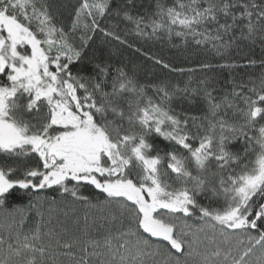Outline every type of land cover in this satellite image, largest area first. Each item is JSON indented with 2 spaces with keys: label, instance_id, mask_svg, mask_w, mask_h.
<instances>
[{
  "label": "snow or ice",
  "instance_id": "1",
  "mask_svg": "<svg viewBox=\"0 0 264 264\" xmlns=\"http://www.w3.org/2000/svg\"><path fill=\"white\" fill-rule=\"evenodd\" d=\"M138 6L0 0V264H264V72L230 89L210 76L142 83L96 47L194 73L129 43L120 23L223 58L264 49V0Z\"/></svg>",
  "mask_w": 264,
  "mask_h": 264
},
{
  "label": "trees",
  "instance_id": "2",
  "mask_svg": "<svg viewBox=\"0 0 264 264\" xmlns=\"http://www.w3.org/2000/svg\"><path fill=\"white\" fill-rule=\"evenodd\" d=\"M64 2L69 6L66 9V12L71 11V5L75 3V0H64ZM145 9L151 11L150 0H143V7L138 6L137 11L143 13ZM124 29L125 24L121 22L119 30L120 35L127 39L129 43L142 48L144 52L154 54L177 68L197 69L194 73L168 72L167 70H162L158 65H153L151 61L147 60L139 53L134 52L132 48L120 46L115 41L101 45L99 38H97L96 47L99 48L106 57L111 55L114 62H123L130 71L133 69V66H135L138 78L142 83L168 80L173 85L178 84L183 88L185 83L188 82L189 76H191V87H197L198 82L201 79L205 76H210L215 78V81L219 86L230 89L231 84H229L228 81L233 78L237 81H240L241 79L248 81L249 79H257L261 72H264V68H262L259 63L262 55H264V49H262L259 40L255 44H241L240 48H233L229 55L221 58L219 56L207 54L203 51H197L195 46L191 44L184 46L178 38H173L172 42H169L167 37L151 39L139 38L133 34L125 35ZM249 59L256 60V65L231 69L215 67V65L224 63L246 65ZM205 62L211 63L214 67L210 70H200L199 65ZM27 202V197H23L18 201L20 207H25ZM78 214L82 215L83 209H80ZM59 218L61 220L64 219L62 215H60ZM37 219L38 217H36L34 211L29 213L25 221V230L33 227ZM45 219H47V216H45ZM0 223H3V221L0 220ZM68 223L71 224V220H69ZM0 231H2V229H0Z\"/></svg>",
  "mask_w": 264,
  "mask_h": 264
},
{
  "label": "rangeland",
  "instance_id": "3",
  "mask_svg": "<svg viewBox=\"0 0 264 264\" xmlns=\"http://www.w3.org/2000/svg\"><path fill=\"white\" fill-rule=\"evenodd\" d=\"M53 223H54V221H53Z\"/></svg>",
  "mask_w": 264,
  "mask_h": 264
}]
</instances>
